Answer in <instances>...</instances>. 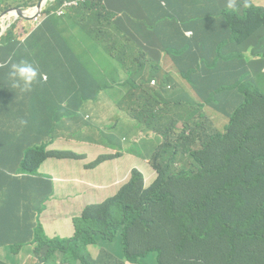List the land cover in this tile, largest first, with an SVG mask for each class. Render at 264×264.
I'll return each instance as SVG.
<instances>
[{
  "label": "trees",
  "instance_id": "trees-1",
  "mask_svg": "<svg viewBox=\"0 0 264 264\" xmlns=\"http://www.w3.org/2000/svg\"><path fill=\"white\" fill-rule=\"evenodd\" d=\"M39 1L0 0V13L34 8ZM137 2L145 24L196 96L172 84L169 76L157 80L159 63L131 37L109 0L53 1L33 30L21 22L23 37L12 32L21 23L11 26L0 40V62L24 59L42 71L60 72L57 81L64 86L117 88V108L137 123L139 132L157 134L145 146L147 152L143 147L149 138L135 143L156 180L147 187L143 173L134 168L114 197L88 206L74 219L73 238L52 239L38 222L29 239L17 207L27 202L31 217L40 214L45 202L40 206L32 177L48 158L83 157L34 148L37 137L45 135L43 119L50 120L47 135L61 128L63 100L49 90V99L42 102L37 88L20 94L9 86L8 67L0 68V151H25L20 173L0 170V212L9 206L17 218L0 233V247L20 254L24 244L30 245V252L22 253L30 256L34 250L38 257L29 264H264V94L256 85L258 77L241 80L234 72L246 63L242 44L264 27V9L214 10L215 0ZM61 10L62 17L55 14ZM88 13L94 22L87 20ZM48 111H57L56 118L50 119ZM22 119L27 124L18 134ZM109 129L120 133L119 125ZM101 159L89 166H98ZM89 246L100 248L97 259Z\"/></svg>",
  "mask_w": 264,
  "mask_h": 264
},
{
  "label": "crops",
  "instance_id": "crops-1",
  "mask_svg": "<svg viewBox=\"0 0 264 264\" xmlns=\"http://www.w3.org/2000/svg\"><path fill=\"white\" fill-rule=\"evenodd\" d=\"M109 1L113 9L121 13L124 23L129 28L131 37L159 63L160 69L157 80L161 82L165 77L169 76L173 82L172 84L179 85L180 82L177 79L179 74L178 66L172 60L171 54L159 43L153 31L145 24L144 11L142 9L141 12L136 10V5L131 0ZM255 1L257 2L255 3ZM237 2L241 5L238 11L240 13L251 7L264 9V0H237ZM244 3H247L249 6L244 8ZM226 4L227 0H215L213 9L232 12L230 9H227ZM121 5H124L126 9L132 12L121 11ZM38 24L39 22L36 25ZM244 43V51L247 53L246 63L244 65L239 64L234 72L239 75L241 80H248L250 77L256 78L264 72V27L260 29L256 28L254 34L246 39ZM261 54L260 65L257 68H252L248 60L256 59ZM39 71L42 70L39 69ZM42 72V77H46V79L38 77L33 88L39 89L42 93V102H46L49 99V90L58 94L63 100L62 107L66 111L61 112L57 122L62 129L57 127L52 134L47 135L51 128L50 120L43 119L44 127L42 134L45 135H40V138L37 137L34 142V148L47 147V151L72 152L74 153V157L79 155L83 159L48 158L45 160L39 168L38 174L32 177V184H37L39 187L37 188V200L40 206L41 201H45L44 207L40 209V214L34 212L35 216L32 213L30 217V213L25 210L27 202H20L19 206L16 207L24 216L21 226H23L25 235L29 239H32L33 227L38 222L43 226L48 237L70 238L75 232L74 219L81 216L87 206L102 203L116 195L119 190L114 193L113 189L123 180L121 177L122 171L118 170V164H113V168L116 169V172L113 174L99 172L103 168L108 171L107 165H104L106 160L98 166H89L101 157L102 151H90L91 148L98 149L96 139L87 136L74 137V135L87 128L86 122H99L100 132L104 139L112 141L113 137L117 136L110 134V132H113L109 129L112 126L109 118L110 115H106L118 107L115 101L117 90L110 88L108 90L93 91L81 84L64 86L61 82L57 81L60 72L51 69H44ZM83 76L86 77V73H83ZM190 90L194 92L192 89ZM193 96L196 95L194 94ZM10 108L17 109L16 106H11ZM56 112L48 111V117L50 119L56 118ZM215 116L212 117L217 118V115ZM2 119L3 115L0 113V120ZM130 120L135 124L130 125L125 119L123 120V124L119 125L120 142L122 144L132 141L134 134L139 132L137 123L133 119ZM8 123H1V125L4 126ZM23 131V126L16 129L18 134L23 133ZM149 134L145 133L146 136L144 138L139 142H135L142 145L149 138ZM135 142L133 143L135 144ZM104 143L106 146L110 144L108 142ZM147 145L149 144L147 143ZM24 152L20 151V149L18 151H0V170L10 171L14 174L20 173V162H23L22 155ZM117 157L116 155L110 156V161H114ZM1 186L0 184V194H4ZM149 186L147 185V187ZM48 194L50 195L49 198H47ZM53 208H55L54 211H52ZM4 212H0V233L2 234H4L3 232L10 224L17 222V218L11 213L9 206L8 211L3 214ZM8 221L12 223L9 224ZM4 248L7 247H0V252L5 251L6 249L1 250ZM89 250L95 259L98 258L100 254L98 248L90 247Z\"/></svg>",
  "mask_w": 264,
  "mask_h": 264
},
{
  "label": "rangeland",
  "instance_id": "rangeland-1",
  "mask_svg": "<svg viewBox=\"0 0 264 264\" xmlns=\"http://www.w3.org/2000/svg\"><path fill=\"white\" fill-rule=\"evenodd\" d=\"M131 1L136 5V10L141 12L142 8L139 5V3L136 0H131ZM256 2L257 1H255V3ZM51 5H53L52 2H48L47 4L42 5L43 6L42 9H40L38 12L36 10V7L26 9L29 12L27 14H25V16H27L28 18L33 17V19H26V18H17L16 19V15H14V16H11L10 14L7 15L1 21L2 28L6 30L4 35L8 32V30L11 29L12 25H15L17 23H21L22 21L25 24V26L27 27L26 29L33 30L35 28V23L37 24V22H36L37 16L41 15V17L39 18V21H42L44 19V17L47 16V13H45L43 10L51 7ZM11 8H15V7H10L9 9H11ZM9 9H6L5 11H7ZM120 10L132 12V11L126 9L124 7V5L120 6ZM4 12H2V13H4ZM2 13H0V14H2ZM36 13H38V15H36ZM63 13H64V11H62V10L55 12L56 15L61 16V17L63 16L62 15ZM25 20H33L35 23L33 21H25ZM87 20L91 23L94 22L93 17L89 13L87 14ZM23 23H21L20 25H16L14 27V29L12 30V32L16 35H21L23 37L24 35L21 32V28H20V27H23L22 26ZM242 45L245 46V43H243ZM261 56H262V54L259 55V57L256 59L248 60L249 65L252 68H257L261 63V59H262ZM177 79L180 82V84H179L180 86H182L183 88H187V90L190 94H192V95L195 94V92H191L190 85L186 83V81L182 78V76L180 74H178ZM256 82H257L256 83L257 87L264 94V72L260 76H258V78L256 79ZM0 103H2L1 98H0ZM209 114L212 116H215L210 112H209ZM106 115H110L109 118L111 120V125H114V126L123 124V120H125V119L128 123H130V125L135 124L133 121L128 119L125 112L120 111L118 108L113 109L112 111H110ZM227 122L229 124L228 119H227ZM217 124H219L220 126H223V123L221 121H217ZM110 134L115 135V133H113V132H110ZM80 136H85V137L87 136V137H92V138L96 139L99 150L91 148L90 151H102L101 157L106 156L104 159H101V157L97 159V161L99 159H101L100 163H102L103 161L106 160L104 165H107V167H108V169H107L108 171H106L103 168L99 171L100 173L106 174V172H108L109 174H113L116 172V169L113 168V164L119 165L118 170L122 171L121 177L123 178V180L120 182V184L118 186H116L113 189L114 193L117 192L118 190H120L131 179L132 171L134 168H137L140 172H142L144 177L146 176L148 186L151 185L152 182L155 180L156 174L153 172L151 164H149L145 160V156H144V158H142L139 155L138 151H135L136 145L133 143L135 141L139 142L142 138H144L146 136L143 131H140L138 134L135 133L132 141H129L127 144H122L120 142V133H117V136L113 137L112 141H110L109 139H104L101 132H100L99 122H90V123H88V127L86 129H84L82 132L74 135L75 138L80 137ZM156 137H157V134L154 133L153 130H151V132L149 134V141L147 143L151 144L154 141V139H157ZM104 142H108L110 144H107V146H106ZM147 143L143 147L145 151H146L145 146L147 145ZM77 145H79V144H77ZM123 146L125 147L126 151H122ZM94 147H96V146H94ZM148 148H149V146H148ZM118 152L123 153V154L121 156H119ZM113 155H116L118 157L114 161H110V156H113ZM145 155H146V153H145ZM94 165H96V164H94ZM54 210H55V208L52 209V211H54ZM45 240L46 239L44 237L41 238V242L45 241ZM35 246H36V244L34 243V248H35ZM1 250H5V251L0 252V261L4 262L6 264H29L31 258L37 260L36 258L38 257L37 255L34 254V250L30 256H26L25 253H22V252H26V253L30 252L31 247L28 244H24L22 246V248H21L22 254L21 253L20 254H14L8 248H4ZM111 251L118 255L117 249L111 248ZM46 253H47V250L43 251L42 256H45ZM58 255H59V257H62V254H60V253H58ZM50 263H52V262H50Z\"/></svg>",
  "mask_w": 264,
  "mask_h": 264
},
{
  "label": "clouds",
  "instance_id": "clouds-1",
  "mask_svg": "<svg viewBox=\"0 0 264 264\" xmlns=\"http://www.w3.org/2000/svg\"><path fill=\"white\" fill-rule=\"evenodd\" d=\"M78 1H79V3H82V2H85L86 0H78ZM48 2H53V1L45 0V4H47ZM248 6L249 5L247 3L243 4L244 8H247ZM226 7H227V9H230L233 13H236L240 10L241 5L237 2V0H227ZM5 67H8V69H9L7 72V78H8L9 86L13 89L18 90V92L20 94L30 93L32 91L33 85L37 82L38 77L46 79V77H42V74L39 72V69L37 67H35L32 63H30L24 59H21L18 62H12L10 59L5 60L3 62H0V68H5ZM155 81H157V80H155ZM114 89L117 90V88H114ZM19 123L21 126H25L27 124V121L22 119L19 121ZM38 148H41V147H38ZM45 148L47 151V147H45ZM114 196H112V197H114ZM112 197H110V198H112ZM110 198H108V199H110ZM107 200H105V201H107ZM104 202H102V203H104ZM102 203H96V204H102ZM96 204H91V205H96ZM91 205H89V206H91ZM81 216H79V217H81ZM79 217H77V218H79ZM73 225H74V221H73ZM74 229H75V226H74ZM74 235H75V232H74ZM74 235L70 238H73ZM70 238H60V239H70ZM52 239H54V238H52ZM90 247H96V246H89L88 250ZM96 248H98L100 250L99 247H96ZM89 252H90V250H89ZM127 263H130V262H126V264ZM130 264H133V263H130Z\"/></svg>",
  "mask_w": 264,
  "mask_h": 264
},
{
  "label": "water",
  "instance_id": "water-1",
  "mask_svg": "<svg viewBox=\"0 0 264 264\" xmlns=\"http://www.w3.org/2000/svg\"><path fill=\"white\" fill-rule=\"evenodd\" d=\"M51 1H55V0H51ZM42 5H45V0H41L39 3H38V5H37V9H38V11L40 10V9H42ZM37 11V12H38ZM13 12H15L16 13V19L17 18H26V19H32V18H28L27 16H25V11L23 10V9H21V8H11V9H9V10H7V11H5L4 13H2V14H0V24H1V21H2V19H4L7 15H9V14H11V13H13ZM38 14V13H37ZM2 25V24H1ZM1 32H0V40L2 39V37L4 36V33H5V29H3L2 27H1Z\"/></svg>",
  "mask_w": 264,
  "mask_h": 264
},
{
  "label": "built area",
  "instance_id": "built-area-1",
  "mask_svg": "<svg viewBox=\"0 0 264 264\" xmlns=\"http://www.w3.org/2000/svg\"><path fill=\"white\" fill-rule=\"evenodd\" d=\"M36 10L38 11V9H37V7H36ZM25 11V13L27 14L29 11H27V10H24ZM36 15H38L37 13H36ZM41 17V15H38L37 16V18H36V22H41V21H39V18ZM32 19H33V17H31ZM187 34V36L188 37H192L193 36V32L192 31H189V32H187L186 33ZM157 84V82L155 81V80H153L152 81V85H156Z\"/></svg>",
  "mask_w": 264,
  "mask_h": 264
},
{
  "label": "bare ground",
  "instance_id": "bare-ground-1",
  "mask_svg": "<svg viewBox=\"0 0 264 264\" xmlns=\"http://www.w3.org/2000/svg\"><path fill=\"white\" fill-rule=\"evenodd\" d=\"M10 15H11V16H14V15H16V13H15V12H13V13H11Z\"/></svg>",
  "mask_w": 264,
  "mask_h": 264
}]
</instances>
